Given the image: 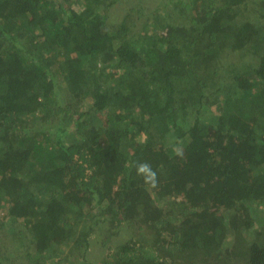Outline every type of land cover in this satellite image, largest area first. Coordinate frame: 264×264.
Here are the masks:
<instances>
[{"label":"trees","instance_id":"obj_1","mask_svg":"<svg viewBox=\"0 0 264 264\" xmlns=\"http://www.w3.org/2000/svg\"><path fill=\"white\" fill-rule=\"evenodd\" d=\"M73 1L0 0V264H264V0Z\"/></svg>","mask_w":264,"mask_h":264},{"label":"clouds","instance_id":"obj_2","mask_svg":"<svg viewBox=\"0 0 264 264\" xmlns=\"http://www.w3.org/2000/svg\"><path fill=\"white\" fill-rule=\"evenodd\" d=\"M177 155L182 153L177 152ZM136 175L141 177L144 183L151 188L157 187L158 179L157 172L152 168V166L147 162H137L135 164Z\"/></svg>","mask_w":264,"mask_h":264},{"label":"rangeland","instance_id":"obj_3","mask_svg":"<svg viewBox=\"0 0 264 264\" xmlns=\"http://www.w3.org/2000/svg\"><path fill=\"white\" fill-rule=\"evenodd\" d=\"M159 0H153L152 2H151V4L149 5V7H153L154 5H155V2H156V4H157V2H158ZM134 4H137L136 3V0H127V2L124 4V5H122V8H121V10L122 11H120V16L121 17H123V14H124V10H128L129 8H131V7H134ZM72 5H73V9H75V10H77L79 13L80 12H82L83 11V9H84V5H85V3H84V1L83 0H80V1H73L72 2ZM114 12V11H113ZM116 13H118V12H116ZM126 14V13H125ZM95 258L96 259H99V256H95Z\"/></svg>","mask_w":264,"mask_h":264}]
</instances>
